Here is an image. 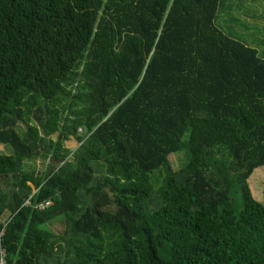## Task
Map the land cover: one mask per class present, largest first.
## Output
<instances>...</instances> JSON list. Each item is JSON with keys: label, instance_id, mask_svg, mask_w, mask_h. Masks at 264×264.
Masks as SVG:
<instances>
[{"label": "trees", "instance_id": "1", "mask_svg": "<svg viewBox=\"0 0 264 264\" xmlns=\"http://www.w3.org/2000/svg\"><path fill=\"white\" fill-rule=\"evenodd\" d=\"M223 1L0 0L8 264H264V59Z\"/></svg>", "mask_w": 264, "mask_h": 264}, {"label": "rangeland", "instance_id": "2", "mask_svg": "<svg viewBox=\"0 0 264 264\" xmlns=\"http://www.w3.org/2000/svg\"><path fill=\"white\" fill-rule=\"evenodd\" d=\"M217 25L227 37L256 50L264 59V0H224L220 8ZM33 124L36 123L33 122ZM20 126L24 129L27 128L25 124H20ZM52 139L56 141V136H53ZM65 147L77 151L80 144L71 138ZM1 151L11 155L10 149L5 146L1 147ZM169 160L173 169L179 171L186 162V157L184 153L172 154ZM48 165L47 159L36 158L25 164V170L43 172L46 171ZM249 187L255 200L264 203V169L253 174L249 180ZM5 216H10V213L7 212ZM62 222V220L56 221L51 224V227L56 230H64L65 226Z\"/></svg>", "mask_w": 264, "mask_h": 264}, {"label": "built area", "instance_id": "3", "mask_svg": "<svg viewBox=\"0 0 264 264\" xmlns=\"http://www.w3.org/2000/svg\"><path fill=\"white\" fill-rule=\"evenodd\" d=\"M27 204H30V202H27ZM52 204V202H47L45 204H41L39 206L40 209H45L49 207ZM12 222L11 216L6 217L5 215L0 218V264H8L7 258L8 256V250L5 247V237L7 234V229Z\"/></svg>", "mask_w": 264, "mask_h": 264}, {"label": "water", "instance_id": "4", "mask_svg": "<svg viewBox=\"0 0 264 264\" xmlns=\"http://www.w3.org/2000/svg\"><path fill=\"white\" fill-rule=\"evenodd\" d=\"M72 153H75L76 152V150H70Z\"/></svg>", "mask_w": 264, "mask_h": 264}]
</instances>
